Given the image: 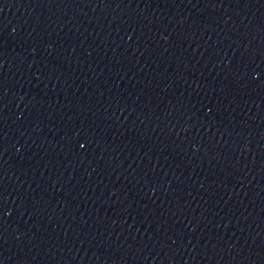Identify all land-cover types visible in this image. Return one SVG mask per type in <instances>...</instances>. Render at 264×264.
<instances>
[{
  "label": "water",
  "instance_id": "1",
  "mask_svg": "<svg viewBox=\"0 0 264 264\" xmlns=\"http://www.w3.org/2000/svg\"><path fill=\"white\" fill-rule=\"evenodd\" d=\"M0 264H264V0H0Z\"/></svg>",
  "mask_w": 264,
  "mask_h": 264
},
{
  "label": "snow or ice",
  "instance_id": "2",
  "mask_svg": "<svg viewBox=\"0 0 264 264\" xmlns=\"http://www.w3.org/2000/svg\"><path fill=\"white\" fill-rule=\"evenodd\" d=\"M256 75H257V76H260L261 73H260L259 71H257ZM210 111H211V110H210ZM81 147H83V145H81Z\"/></svg>",
  "mask_w": 264,
  "mask_h": 264
}]
</instances>
